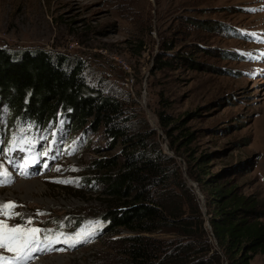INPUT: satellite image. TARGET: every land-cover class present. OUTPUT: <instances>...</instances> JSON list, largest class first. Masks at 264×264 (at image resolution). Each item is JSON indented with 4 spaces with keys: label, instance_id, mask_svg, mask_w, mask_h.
Listing matches in <instances>:
<instances>
[{
    "label": "rangeland",
    "instance_id": "374dc122",
    "mask_svg": "<svg viewBox=\"0 0 264 264\" xmlns=\"http://www.w3.org/2000/svg\"><path fill=\"white\" fill-rule=\"evenodd\" d=\"M0 48L80 61L89 82L157 131L203 212L214 181H236L264 200V0H0ZM160 62L168 64L158 70ZM160 112L169 128L182 122L194 133L192 143L170 151ZM16 121L0 108V206L16 205L0 223L36 227L41 236L91 233L75 246L35 251L28 264H122L131 234L102 220L105 198L93 182L92 163L111 153L102 128L89 119L65 130L56 118L38 126L35 144L10 150L20 126H37ZM0 257L15 258L4 249ZM251 264H264V256Z\"/></svg>",
    "mask_w": 264,
    "mask_h": 264
},
{
    "label": "trees",
    "instance_id": "16d2710c",
    "mask_svg": "<svg viewBox=\"0 0 264 264\" xmlns=\"http://www.w3.org/2000/svg\"><path fill=\"white\" fill-rule=\"evenodd\" d=\"M84 70L80 61L41 48H0V108L9 110L19 125H37L17 130L19 135L25 129L30 143L41 135L34 137L38 126L56 118L65 130L67 122L79 128L89 119L94 129L102 128L108 140L104 152L111 153L92 163L93 182L105 198L102 220L131 234L124 239L122 264H251L256 255L264 256V200L245 194L236 181H214L203 212L180 171L172 169L175 160L161 149L157 131L89 82ZM158 118L170 151L192 143L194 133L181 129L182 122L169 128V116L160 112Z\"/></svg>",
    "mask_w": 264,
    "mask_h": 264
},
{
    "label": "snow or ice",
    "instance_id": "6c2138e0",
    "mask_svg": "<svg viewBox=\"0 0 264 264\" xmlns=\"http://www.w3.org/2000/svg\"><path fill=\"white\" fill-rule=\"evenodd\" d=\"M25 129L19 130V135L13 137V141L10 145V150H14L17 143H28L24 139L23 133ZM23 150V148H21ZM6 177V173L4 174ZM16 205L12 202H8L0 206V213L11 216V209ZM39 214V213H38ZM32 223V221H29ZM42 230L36 227L25 228L24 226L8 227L5 224L0 223V249L7 250L12 253L14 259L5 260L0 257V264H28L32 259V253L35 251H42L50 249L55 243H67L69 246H75V244L82 242L87 235L91 233L87 230H81L74 236L64 237L62 232L52 234L50 230L43 236H41Z\"/></svg>",
    "mask_w": 264,
    "mask_h": 264
},
{
    "label": "bare ground",
    "instance_id": "6f19581e",
    "mask_svg": "<svg viewBox=\"0 0 264 264\" xmlns=\"http://www.w3.org/2000/svg\"><path fill=\"white\" fill-rule=\"evenodd\" d=\"M10 164H11V162H10ZM13 168V167H12Z\"/></svg>",
    "mask_w": 264,
    "mask_h": 264
}]
</instances>
